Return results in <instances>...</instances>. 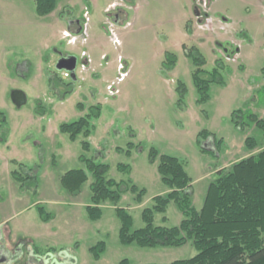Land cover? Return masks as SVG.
<instances>
[{
  "label": "rangeland",
  "instance_id": "obj_1",
  "mask_svg": "<svg viewBox=\"0 0 264 264\" xmlns=\"http://www.w3.org/2000/svg\"><path fill=\"white\" fill-rule=\"evenodd\" d=\"M69 19L79 21L80 32L60 30ZM184 46L197 48L207 61L200 69L220 73L221 82L198 84L199 66ZM168 54L176 57L173 68L167 67ZM68 55L77 57L76 80L57 69ZM53 77L73 83L74 92L63 101L51 92ZM17 89L27 94L22 107L12 100ZM98 104L102 112L90 137L81 134L73 141L60 131L62 123ZM238 109L264 117V0H58L48 16L37 14L35 0H3L1 231L29 240L37 264H163L195 256L192 241L167 247L123 244L116 206L133 216V230L143 228V209L169 192L158 166L162 155H170L191 177L192 205L201 210L212 182L264 148L263 131L255 124L243 132L233 123ZM203 130L212 134L204 145L198 142ZM248 136L258 140L254 151L246 146ZM152 149L158 152L155 161ZM82 156L108 164V178L145 189L142 204L125 190L119 203L105 202L102 217L92 220L86 207L93 174L88 172L78 196L61 184L70 170L89 171ZM14 170L26 182L14 179ZM40 207L55 219L43 221ZM183 219L172 201L165 214L155 215V224L174 227ZM100 242L106 249L97 259L91 248Z\"/></svg>",
  "mask_w": 264,
  "mask_h": 264
},
{
  "label": "trees",
  "instance_id": "obj_2",
  "mask_svg": "<svg viewBox=\"0 0 264 264\" xmlns=\"http://www.w3.org/2000/svg\"><path fill=\"white\" fill-rule=\"evenodd\" d=\"M57 1L35 0L37 14L40 16L52 14L57 8ZM184 47L187 56L199 66L196 79L198 84L221 82L220 73H209L200 69L207 61L197 48ZM175 62L176 57L168 54L167 67L173 68ZM50 89L60 101L74 92L73 83H66L58 77L52 78ZM180 91L184 96L185 90ZM101 112V105L92 106L89 112L79 119L62 123L60 131L69 135L73 141L81 134L88 138L94 128L93 120L99 118ZM245 112L243 109L235 110L231 116L233 123L243 132H248L251 125L255 124L263 131L264 137V117L253 112L249 114ZM210 136L212 134L209 131H201L198 135L199 144L204 145ZM245 142L250 151L256 150L259 146L258 140L253 136H248ZM217 144L216 141V147ZM83 148L90 150L89 141H84ZM157 155L158 152L152 149V161H155ZM81 159L87 161L89 171L70 170L61 177V184L71 195L78 196L83 185L89 180L88 172L93 174L91 203L86 207L92 220L96 221L102 217V205L105 202L119 203L125 190L135 193L136 201L142 204L145 189L141 190L137 185H125L123 182L108 178L110 170L108 164L96 163L84 156ZM120 168L130 170V167L125 165H120ZM158 171L169 192L156 196L154 204L143 209L142 217L145 222L143 228L133 230V216L127 209L116 206L117 215L121 220L120 239L123 244L136 242L143 247H167L183 246L192 241L198 251L191 258L163 264H264V148L258 153L236 161L229 171L212 182L204 205L199 211L192 205V179L179 158L162 155ZM11 174L17 181L27 180V177L17 170ZM30 187L33 188L34 185ZM172 201L179 205L184 214L180 225L167 227L155 224V215L165 214ZM39 212L45 222L55 217L43 207L39 208ZM163 220L167 221V217L164 216ZM105 249L106 243L100 242L91 248V252L98 259Z\"/></svg>",
  "mask_w": 264,
  "mask_h": 264
},
{
  "label": "flooded vegetation",
  "instance_id": "obj_3",
  "mask_svg": "<svg viewBox=\"0 0 264 264\" xmlns=\"http://www.w3.org/2000/svg\"><path fill=\"white\" fill-rule=\"evenodd\" d=\"M68 77L73 80L70 72ZM11 235L10 232H2L0 229V264H37L34 249L29 254L24 253L23 248L27 241H18ZM26 255L28 258L24 260Z\"/></svg>",
  "mask_w": 264,
  "mask_h": 264
},
{
  "label": "water",
  "instance_id": "obj_4",
  "mask_svg": "<svg viewBox=\"0 0 264 264\" xmlns=\"http://www.w3.org/2000/svg\"><path fill=\"white\" fill-rule=\"evenodd\" d=\"M57 69L60 71H69L72 78L76 79L77 57L73 55L63 57L57 63ZM12 100L16 106L22 107L27 103V94L23 90H14L12 92Z\"/></svg>",
  "mask_w": 264,
  "mask_h": 264
},
{
  "label": "crops",
  "instance_id": "obj_5",
  "mask_svg": "<svg viewBox=\"0 0 264 264\" xmlns=\"http://www.w3.org/2000/svg\"><path fill=\"white\" fill-rule=\"evenodd\" d=\"M2 1L3 0H1L0 2H2ZM66 23H68V24H66V26H64L63 24L59 26L61 31H68V30L70 31L71 30L72 32H76V33L80 32V30H79L80 24H79L78 20L69 19L68 22H66ZM66 29H68V30H66ZM54 219H55V217L52 220H54ZM27 249L33 250L32 246H31V242L29 240L26 242V244L24 246V250H27Z\"/></svg>",
  "mask_w": 264,
  "mask_h": 264
},
{
  "label": "built area",
  "instance_id": "obj_6",
  "mask_svg": "<svg viewBox=\"0 0 264 264\" xmlns=\"http://www.w3.org/2000/svg\"><path fill=\"white\" fill-rule=\"evenodd\" d=\"M115 34L113 33V36H114ZM84 66V65H83ZM67 73V76H69V73L68 72H66ZM109 88L111 89V90H116V88H114V86L113 85H109ZM114 92V91H113ZM117 92H118V90H117Z\"/></svg>",
  "mask_w": 264,
  "mask_h": 264
}]
</instances>
